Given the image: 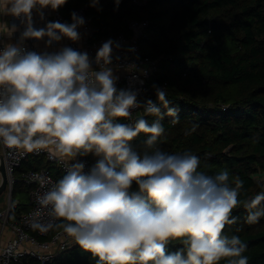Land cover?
<instances>
[{"label": "clouds", "instance_id": "1", "mask_svg": "<svg viewBox=\"0 0 264 264\" xmlns=\"http://www.w3.org/2000/svg\"><path fill=\"white\" fill-rule=\"evenodd\" d=\"M98 2V0H94ZM66 0H0V15L21 19L25 29L19 43L0 50V143L9 149L39 152L47 149L65 165L66 174L55 183L40 175L38 207L30 227L41 233L62 230L83 250L98 257L97 264H248L247 245L225 232L236 223L233 209H248L247 223L264 217V192L241 202L227 169L215 175L199 171L200 160L191 151L170 154L156 149L141 154L132 145L140 133L153 147L164 134L161 109L151 99L141 105L138 92L117 89L118 77L110 65L109 39L88 53L71 47L58 52L28 51L23 42L41 40L46 46L67 38L78 42L85 20L71 14L72 23L48 22L35 28L33 10L58 9ZM9 37L18 29L0 26ZM95 63L99 70L93 68ZM167 91L156 87L157 101L168 107ZM159 117L149 124L132 109ZM173 124L179 122L169 108ZM89 154L97 162L85 173L77 157ZM74 161V162H73ZM135 185V190H133ZM47 210L48 220L42 221ZM183 247L166 251L169 242Z\"/></svg>", "mask_w": 264, "mask_h": 264}, {"label": "trees", "instance_id": "2", "mask_svg": "<svg viewBox=\"0 0 264 264\" xmlns=\"http://www.w3.org/2000/svg\"><path fill=\"white\" fill-rule=\"evenodd\" d=\"M146 1L139 7L131 0H66L62 11L71 21L74 10L84 6L96 39L114 40L122 32L130 36L129 21L146 19L148 25L139 38L141 50L159 59L150 81L155 92L147 98L160 107L165 131L151 148L144 143L148 134L140 133L131 142L133 147L141 154L157 148L170 154L191 151L199 157V171L215 175L227 169L233 186L237 179L243 182L238 189L240 201L251 200L264 192V181L256 179L264 174V0ZM156 87L167 91V108L157 101ZM169 108L175 110L178 123L171 122ZM139 117L149 124L159 119L145 115L143 109ZM44 167L56 180L66 174L51 167L44 156L28 158L16 169L17 213L31 208V186L24 182L23 173ZM17 193H23L21 199ZM232 215L236 223L226 226V234L239 236L247 245L243 255L248 264H264V217L247 223L243 203ZM182 247L172 241L166 251ZM97 261L98 257L75 246L47 264ZM28 263L41 264L34 259Z\"/></svg>", "mask_w": 264, "mask_h": 264}, {"label": "built area", "instance_id": "3", "mask_svg": "<svg viewBox=\"0 0 264 264\" xmlns=\"http://www.w3.org/2000/svg\"><path fill=\"white\" fill-rule=\"evenodd\" d=\"M131 1L139 7H143L147 2L146 0ZM42 12L43 19H41L38 10L34 9L32 12L33 26L37 29L45 27L48 22L72 23V20L69 21L63 13L62 6L56 10L47 7L42 9ZM74 12L85 20L84 25L78 28L81 35V39L78 42L64 38L59 42H54L51 46H46L47 38L45 37L41 40H25L23 46L26 50L37 53L45 51L49 53L58 52L61 48L67 46L80 52L86 51L94 61L97 50L108 40L105 38H94L95 29L84 6L76 8ZM13 24L17 26L18 30L11 37L2 32L3 28L0 27V50L8 43H19L20 35L25 29V24L22 23L21 19L11 15H0V26L7 25L11 27ZM128 25L131 35L128 36L122 32L113 40L119 47L114 46L113 48V62L110 67H112L114 75L118 77L116 82L117 89L137 91V100L143 105L149 100L147 96L155 92L150 81L159 69V59L145 55L141 50L139 38L143 35L148 21L146 19H132ZM93 68L99 70L95 63H93ZM152 101L154 102V100ZM142 109H132L133 115L131 120H122L121 122L133 123L141 114ZM0 145L9 181L6 190L8 193V203L5 208L0 209V264H30L28 263L29 259L37 260L41 264H47L58 258L67 249L79 246L72 238L64 234L62 230L55 232L50 230L49 232L41 233L29 226L32 213L38 207L36 194H43L51 187V183L58 181L54 178L49 167L39 170L30 169L22 175L24 182L31 186V208L28 212L17 213L15 209L19 203L18 200H13V187L16 182L15 171L22 165L24 160L44 156L51 167L60 168L66 173L64 163H61L58 158L50 157L47 149L40 150L39 152H26L23 149H9L2 143ZM77 160L84 163V172L87 173L97 162V157L89 154L77 157ZM40 175L47 177L51 183L41 188L37 179ZM48 218L47 210H45L42 213L41 220L47 221Z\"/></svg>", "mask_w": 264, "mask_h": 264}, {"label": "water", "instance_id": "4", "mask_svg": "<svg viewBox=\"0 0 264 264\" xmlns=\"http://www.w3.org/2000/svg\"><path fill=\"white\" fill-rule=\"evenodd\" d=\"M0 174H1V180H0V195L7 190L8 187V175L5 168L4 158L2 154L0 155Z\"/></svg>", "mask_w": 264, "mask_h": 264}, {"label": "rangeland", "instance_id": "5", "mask_svg": "<svg viewBox=\"0 0 264 264\" xmlns=\"http://www.w3.org/2000/svg\"><path fill=\"white\" fill-rule=\"evenodd\" d=\"M1 145H0V155H1ZM256 179L260 182V181H264V174L258 175L256 176ZM0 180H1V174H0ZM23 193H17L16 198L17 199H21ZM26 193H24L25 195ZM8 203V193L7 191H4L1 195H0V209H3L7 206Z\"/></svg>", "mask_w": 264, "mask_h": 264}]
</instances>
